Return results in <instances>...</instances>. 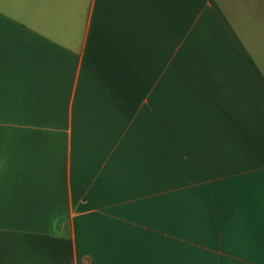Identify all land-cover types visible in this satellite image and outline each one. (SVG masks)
Masks as SVG:
<instances>
[{"label": "crops", "instance_id": "0c3cea01", "mask_svg": "<svg viewBox=\"0 0 264 264\" xmlns=\"http://www.w3.org/2000/svg\"><path fill=\"white\" fill-rule=\"evenodd\" d=\"M0 264H264V0H0Z\"/></svg>", "mask_w": 264, "mask_h": 264}]
</instances>
